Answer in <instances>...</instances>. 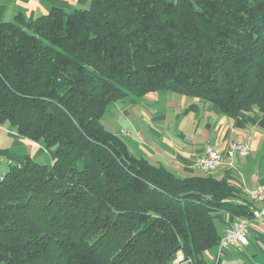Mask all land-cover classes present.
<instances>
[{
	"label": "trees",
	"instance_id": "1",
	"mask_svg": "<svg viewBox=\"0 0 264 264\" xmlns=\"http://www.w3.org/2000/svg\"><path fill=\"white\" fill-rule=\"evenodd\" d=\"M264 115V0H92L0 22V123L54 153L0 180V264H208L238 185L177 177L108 132V107L158 92Z\"/></svg>",
	"mask_w": 264,
	"mask_h": 264
},
{
	"label": "crops",
	"instance_id": "2",
	"mask_svg": "<svg viewBox=\"0 0 264 264\" xmlns=\"http://www.w3.org/2000/svg\"><path fill=\"white\" fill-rule=\"evenodd\" d=\"M91 2L0 0V22H14L18 16L31 22L53 9L66 12L88 9ZM110 106L108 113L112 116L103 122L107 109L101 120L103 126L119 136L135 157L163 167L177 177L203 176L206 174L195 166V161L210 147L223 156V164L213 174L215 178L240 186L247 199L250 192L264 189V115L256 108H244L230 117L216 104L164 91ZM231 142L247 145L249 155L229 157ZM29 158L51 166L55 156L42 142L28 140L12 126L0 123V180L12 167ZM253 208L259 210L262 204L254 202ZM237 218L227 213L215 217L221 239ZM205 257L208 264H264V220L251 222L244 247L220 250L216 246ZM181 258L183 254L179 253L174 264H184Z\"/></svg>",
	"mask_w": 264,
	"mask_h": 264
},
{
	"label": "built area",
	"instance_id": "3",
	"mask_svg": "<svg viewBox=\"0 0 264 264\" xmlns=\"http://www.w3.org/2000/svg\"><path fill=\"white\" fill-rule=\"evenodd\" d=\"M249 152L250 149L245 144L231 142L228 146L229 157H233L235 154L246 157L249 155ZM222 164L223 156L210 147H207L204 155L195 161V166L207 175H213ZM248 199L256 203H261L262 208L253 210V217L250 219L237 218L229 226L224 238L221 239L219 244L220 250L242 248L247 245L251 222L264 220V189L250 192L248 194ZM181 261H183V258L180 259V262Z\"/></svg>",
	"mask_w": 264,
	"mask_h": 264
},
{
	"label": "rangeland",
	"instance_id": "4",
	"mask_svg": "<svg viewBox=\"0 0 264 264\" xmlns=\"http://www.w3.org/2000/svg\"><path fill=\"white\" fill-rule=\"evenodd\" d=\"M112 108V106H110L109 108H108V110H107V112H106V117L103 119L104 121L103 122H106L107 120H106V118L107 117H109V116H112L111 115V113H108V111L110 110ZM106 120V121H105ZM102 122V121H101ZM103 122H102V125H103ZM104 127V126H103ZM105 130H107V129H105Z\"/></svg>",
	"mask_w": 264,
	"mask_h": 264
}]
</instances>
